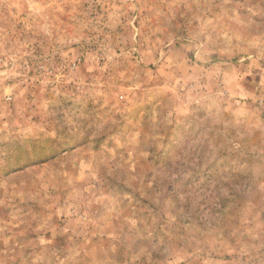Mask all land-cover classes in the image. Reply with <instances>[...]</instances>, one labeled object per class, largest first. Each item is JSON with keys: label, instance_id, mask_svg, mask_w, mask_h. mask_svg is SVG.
Wrapping results in <instances>:
<instances>
[{"label": "rangeland", "instance_id": "374dc122", "mask_svg": "<svg viewBox=\"0 0 264 264\" xmlns=\"http://www.w3.org/2000/svg\"><path fill=\"white\" fill-rule=\"evenodd\" d=\"M0 264H264V0H0Z\"/></svg>", "mask_w": 264, "mask_h": 264}]
</instances>
